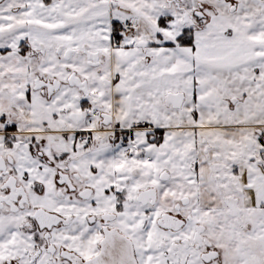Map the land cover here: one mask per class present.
<instances>
[{"label":"snow or ice","instance_id":"1","mask_svg":"<svg viewBox=\"0 0 264 264\" xmlns=\"http://www.w3.org/2000/svg\"><path fill=\"white\" fill-rule=\"evenodd\" d=\"M0 264H264V0H0Z\"/></svg>","mask_w":264,"mask_h":264}]
</instances>
